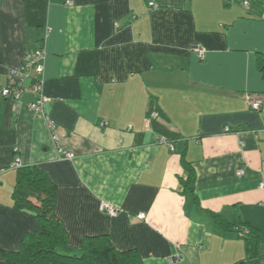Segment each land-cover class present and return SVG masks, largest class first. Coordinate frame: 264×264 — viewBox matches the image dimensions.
Segmentation results:
<instances>
[{
  "label": "crops",
  "instance_id": "obj_1",
  "mask_svg": "<svg viewBox=\"0 0 264 264\" xmlns=\"http://www.w3.org/2000/svg\"><path fill=\"white\" fill-rule=\"evenodd\" d=\"M250 2L0 0V84H14L25 55L44 48L55 123L30 110L33 94L0 101V261L39 226L14 207L17 159L56 184L74 251L106 234L144 264H170L177 251L180 264H235L254 227L264 257V112L245 98L264 99V0ZM193 178L198 204L185 191Z\"/></svg>",
  "mask_w": 264,
  "mask_h": 264
},
{
  "label": "trees",
  "instance_id": "obj_2",
  "mask_svg": "<svg viewBox=\"0 0 264 264\" xmlns=\"http://www.w3.org/2000/svg\"><path fill=\"white\" fill-rule=\"evenodd\" d=\"M244 1L242 0V4ZM251 4L252 2L249 8ZM259 65L264 74V54L260 55ZM151 109L156 113L160 110L159 108L156 110L155 107ZM187 168L190 176H193L192 169ZM185 191L192 195L198 204L194 178L185 183ZM12 197L14 207L34 215L39 226L24 236L19 250H2L0 264H144L136 249L118 250L106 234L85 236L79 251H74L69 244L68 231L55 213L57 186L37 166L25 165L18 168ZM213 218L221 229L230 230L226 221L219 215H213ZM244 239L247 257L235 264H263L264 257L260 253L262 241L260 230L250 228L249 232L244 234Z\"/></svg>",
  "mask_w": 264,
  "mask_h": 264
},
{
  "label": "built area",
  "instance_id": "obj_3",
  "mask_svg": "<svg viewBox=\"0 0 264 264\" xmlns=\"http://www.w3.org/2000/svg\"><path fill=\"white\" fill-rule=\"evenodd\" d=\"M150 5L157 8L158 3L151 1ZM245 9L250 6V1L245 0L243 2ZM195 51L200 59H205L207 49L204 47H196ZM45 58L46 51L44 48L40 47L35 51L27 53L21 66L17 70V80L11 85H1L0 84V101L2 99H10L13 101H21L25 94H33L35 96L34 100L28 103L31 111L36 114L42 115L47 121L50 128L55 130V123L47 115V104L50 101V97L44 93V71H45ZM29 83L26 84V81ZM246 101L250 108L255 111H264V99L259 95L247 94L245 96ZM154 115L157 114L156 111L152 112ZM227 131L230 130L229 127L226 128ZM55 132V131H54ZM54 138L58 139V136L54 134ZM163 141V140H161ZM60 156L67 159H73L75 157L74 152L67 150L63 146H58ZM170 147L174 150V144L170 143ZM13 166L19 168L22 163L19 159L15 160ZM243 170L238 172V175H242ZM260 188H264V182L260 184ZM100 210L107 212L110 215H117L119 208L113 204L102 202L100 204ZM144 215L140 214L139 218H143ZM183 261V254L181 252H174L168 257V262L170 264H180Z\"/></svg>",
  "mask_w": 264,
  "mask_h": 264
},
{
  "label": "water",
  "instance_id": "obj_4",
  "mask_svg": "<svg viewBox=\"0 0 264 264\" xmlns=\"http://www.w3.org/2000/svg\"><path fill=\"white\" fill-rule=\"evenodd\" d=\"M264 264V263H263Z\"/></svg>",
  "mask_w": 264,
  "mask_h": 264
}]
</instances>
